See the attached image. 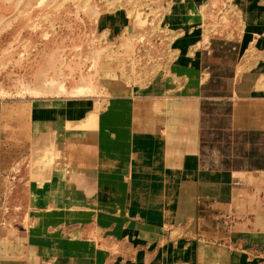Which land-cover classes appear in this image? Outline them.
Segmentation results:
<instances>
[{"label":"crops","instance_id":"obj_1","mask_svg":"<svg viewBox=\"0 0 264 264\" xmlns=\"http://www.w3.org/2000/svg\"><path fill=\"white\" fill-rule=\"evenodd\" d=\"M245 67L202 64L189 97L111 99L61 146L73 181L48 185L40 226L0 224V264H264V63Z\"/></svg>","mask_w":264,"mask_h":264},{"label":"rangeland","instance_id":"obj_2","mask_svg":"<svg viewBox=\"0 0 264 264\" xmlns=\"http://www.w3.org/2000/svg\"><path fill=\"white\" fill-rule=\"evenodd\" d=\"M257 14L264 0H0V224L40 226L46 189L73 181L61 146L111 99L189 97L202 64L264 63Z\"/></svg>","mask_w":264,"mask_h":264},{"label":"bare ground","instance_id":"obj_3","mask_svg":"<svg viewBox=\"0 0 264 264\" xmlns=\"http://www.w3.org/2000/svg\"><path fill=\"white\" fill-rule=\"evenodd\" d=\"M223 84H224V81H223ZM223 84H222V86H223ZM225 85V84H224ZM224 87H226V86H224Z\"/></svg>","mask_w":264,"mask_h":264}]
</instances>
